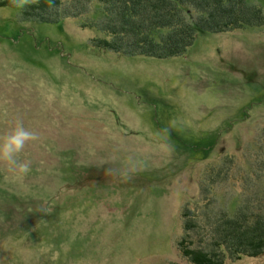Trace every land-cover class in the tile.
<instances>
[{
	"label": "rangeland",
	"instance_id": "rangeland-1",
	"mask_svg": "<svg viewBox=\"0 0 264 264\" xmlns=\"http://www.w3.org/2000/svg\"><path fill=\"white\" fill-rule=\"evenodd\" d=\"M24 4L0 8V140L36 139L27 174L0 159V264H191L182 239L204 248L245 198L264 214V25L157 60L98 48L96 4L58 24Z\"/></svg>",
	"mask_w": 264,
	"mask_h": 264
},
{
	"label": "trees",
	"instance_id": "trees-1",
	"mask_svg": "<svg viewBox=\"0 0 264 264\" xmlns=\"http://www.w3.org/2000/svg\"><path fill=\"white\" fill-rule=\"evenodd\" d=\"M22 1L21 20L50 24L91 14L96 4L102 16L90 24L83 21V27L97 29L109 38L93 40L98 48L157 60L183 56L201 33H230L264 25L262 9L248 0H0V8L17 9ZM245 163L247 174L255 177L252 162L247 159ZM258 193L262 198L264 191ZM244 201L235 217L224 221L223 229L213 232L204 248H189V237L182 239L178 249L183 257L191 264H225L226 257L264 256V214H250V204L246 198ZM235 208L236 204L230 212ZM189 217L195 216L184 214Z\"/></svg>",
	"mask_w": 264,
	"mask_h": 264
},
{
	"label": "clouds",
	"instance_id": "clouds-1",
	"mask_svg": "<svg viewBox=\"0 0 264 264\" xmlns=\"http://www.w3.org/2000/svg\"><path fill=\"white\" fill-rule=\"evenodd\" d=\"M35 139L36 134L33 131L25 128L22 123H17L12 134L0 140V159L17 167L21 174H27L30 171L29 165L19 163L16 157L24 149L26 143Z\"/></svg>",
	"mask_w": 264,
	"mask_h": 264
}]
</instances>
